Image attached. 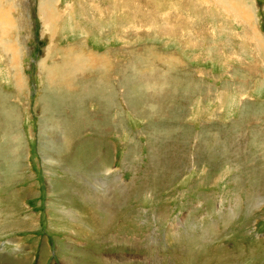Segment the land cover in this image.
Returning <instances> with one entry per match:
<instances>
[{
	"label": "rangeland",
	"instance_id": "374dc122",
	"mask_svg": "<svg viewBox=\"0 0 264 264\" xmlns=\"http://www.w3.org/2000/svg\"><path fill=\"white\" fill-rule=\"evenodd\" d=\"M1 242L264 264V0H0Z\"/></svg>",
	"mask_w": 264,
	"mask_h": 264
},
{
	"label": "bare ground",
	"instance_id": "6f19581e",
	"mask_svg": "<svg viewBox=\"0 0 264 264\" xmlns=\"http://www.w3.org/2000/svg\"><path fill=\"white\" fill-rule=\"evenodd\" d=\"M47 4H49L48 5V7H47ZM47 4H44V5H42L41 7H40V14L41 15H43L44 16V11H52L53 9H52V3H50V2H48ZM52 14H53V11H52ZM54 16H56L55 14H54ZM46 28H47V31H48V23L46 24ZM65 70V69H64Z\"/></svg>",
	"mask_w": 264,
	"mask_h": 264
},
{
	"label": "crops",
	"instance_id": "0c3cea01",
	"mask_svg": "<svg viewBox=\"0 0 264 264\" xmlns=\"http://www.w3.org/2000/svg\"><path fill=\"white\" fill-rule=\"evenodd\" d=\"M70 70H72V69H70ZM47 75H49V74H47ZM47 80H51V81H56L57 82V79H55L54 77L52 78H50V79H47Z\"/></svg>",
	"mask_w": 264,
	"mask_h": 264
}]
</instances>
